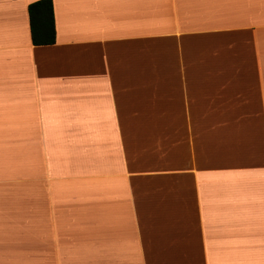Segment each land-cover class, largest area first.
<instances>
[{
    "label": "crops",
    "instance_id": "1",
    "mask_svg": "<svg viewBox=\"0 0 264 264\" xmlns=\"http://www.w3.org/2000/svg\"><path fill=\"white\" fill-rule=\"evenodd\" d=\"M0 0V264H264V0Z\"/></svg>",
    "mask_w": 264,
    "mask_h": 264
},
{
    "label": "trees",
    "instance_id": "2",
    "mask_svg": "<svg viewBox=\"0 0 264 264\" xmlns=\"http://www.w3.org/2000/svg\"><path fill=\"white\" fill-rule=\"evenodd\" d=\"M31 41L34 46H49L56 42L52 0H37L28 6Z\"/></svg>",
    "mask_w": 264,
    "mask_h": 264
}]
</instances>
